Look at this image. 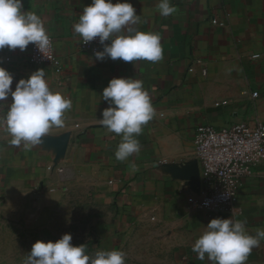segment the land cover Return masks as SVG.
<instances>
[{
    "label": "crops",
    "instance_id": "0c3cea01",
    "mask_svg": "<svg viewBox=\"0 0 264 264\" xmlns=\"http://www.w3.org/2000/svg\"><path fill=\"white\" fill-rule=\"evenodd\" d=\"M128 2L140 16L133 27L161 36L160 62L99 61L80 51L73 25L91 0H22L24 11L42 19L60 65L29 63L28 45L0 50V67L12 76L13 90L19 79L45 69L50 89L72 108L64 127H53L28 152L11 146L0 126V198L14 201L18 213L24 198L44 202L32 205V213L69 210L74 198L93 201L96 251H123L125 264H213L192 251L211 219L245 221L252 235L264 229V161L242 180L235 213L210 216L196 207L193 137L200 124L264 121V0H171L177 12L166 17L159 0ZM114 77L142 80L155 109L137 137L140 153L123 162L114 155L121 135L99 123L108 107L100 94ZM246 264H264V240Z\"/></svg>",
    "mask_w": 264,
    "mask_h": 264
},
{
    "label": "clouds",
    "instance_id": "9594fccd",
    "mask_svg": "<svg viewBox=\"0 0 264 264\" xmlns=\"http://www.w3.org/2000/svg\"><path fill=\"white\" fill-rule=\"evenodd\" d=\"M157 9L165 17L177 12L171 0H159ZM139 22L140 16L128 0H91L73 31L84 44L98 38L103 48L94 53L96 60L107 57L133 65L140 60L158 63L164 58L161 36L136 30L133 26ZM30 43L41 53L50 47L52 41L42 19L34 12L24 11L22 0H0V50L7 47L24 51ZM45 75V69H37L27 79H19L13 90L12 76L0 67V111L4 112L0 126L11 136L10 145L22 146L25 152L42 145L53 127L63 128L65 114L72 108L69 98L50 89ZM9 96L11 102L6 105ZM100 96L108 105L102 110L100 125L121 135L115 159L123 162L138 155L141 144L137 137L155 116L143 81L114 77ZM245 224L232 218L211 219L192 251L198 259L207 257L213 264H246L252 250L264 240V229H256L252 235ZM71 241L68 233L55 242L37 240L24 264H125L123 251L97 250L89 255L84 244L74 246Z\"/></svg>",
    "mask_w": 264,
    "mask_h": 264
},
{
    "label": "built area",
    "instance_id": "2783aa9c",
    "mask_svg": "<svg viewBox=\"0 0 264 264\" xmlns=\"http://www.w3.org/2000/svg\"><path fill=\"white\" fill-rule=\"evenodd\" d=\"M50 40V47L42 53L30 43L27 61L58 68L60 61L51 37ZM77 46L80 51L91 54L103 48L98 38L84 44L79 35ZM259 57V54L250 56L251 59ZM256 95L252 92L250 96L255 98ZM193 149L199 164L197 209L210 216L233 215L242 180L264 161V121H256L252 125L243 121L234 122L219 128L200 124L193 137ZM57 172L61 173L62 169Z\"/></svg>",
    "mask_w": 264,
    "mask_h": 264
},
{
    "label": "rangeland",
    "instance_id": "374dc122",
    "mask_svg": "<svg viewBox=\"0 0 264 264\" xmlns=\"http://www.w3.org/2000/svg\"><path fill=\"white\" fill-rule=\"evenodd\" d=\"M43 204L24 198L23 212L18 213L14 201L0 198V264H24L37 240L55 242L65 233L71 234L74 246L84 244L86 254L94 255L98 217L93 201L74 198L67 202L69 210L49 213L39 208L31 212L32 205Z\"/></svg>",
    "mask_w": 264,
    "mask_h": 264
}]
</instances>
